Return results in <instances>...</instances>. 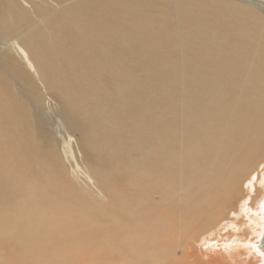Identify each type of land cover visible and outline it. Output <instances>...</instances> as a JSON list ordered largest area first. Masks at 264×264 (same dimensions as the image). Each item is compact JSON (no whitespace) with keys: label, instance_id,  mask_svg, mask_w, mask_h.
<instances>
[{"label":"bare ground","instance_id":"bare-ground-1","mask_svg":"<svg viewBox=\"0 0 264 264\" xmlns=\"http://www.w3.org/2000/svg\"><path fill=\"white\" fill-rule=\"evenodd\" d=\"M150 1L145 0L146 3ZM155 1L154 7H150L152 18L179 22L184 29L185 35L180 38L187 73L183 83H174L175 79L159 69L158 52L155 47L144 41L149 38L148 31L144 27L145 17L122 7L113 17L103 19L87 12L81 18L82 13L79 9L69 12H72L74 19H80L79 23L89 31L94 23L112 30L113 42L106 38L104 41L110 43L115 48V53L124 59L119 65L123 67V71L119 68L118 73L105 75L101 83L93 77L98 70L93 71L84 79L86 83L84 85L83 81L76 76L77 69L74 64L68 68L64 66L61 75L47 68L48 76L44 75L42 84L45 90L59 97L57 101L60 104V121L70 133L73 132L70 138L80 155L92 161L102 160V143L97 140L104 130L102 122L107 116L116 120L120 118V115H124L131 117L128 122H134L141 127L139 133L145 140L138 143V149L153 148L151 152L142 150L146 156L154 158L143 161L146 163L144 167L153 168L163 176L154 184V188L148 185L151 188L147 190L136 186L130 181V176L127 177V187L121 197L132 200L133 204L138 206L137 211L127 212L125 216H114L117 211L123 212L122 205L116 206L113 210L103 208L100 204V208L86 215L77 213L75 217L81 222L97 221L92 224L93 233L83 232L88 242L101 243L102 247L106 248V252L117 251L123 262L120 264H126V261L130 264H198L195 261L196 251L200 252L202 244L205 249H208L206 244L219 231L218 225L222 226V221L229 219L227 214L229 211L231 214L232 206L234 208L233 201L247 199L246 196L240 198L239 188L243 180L248 177L250 166L253 167L251 162H255V159H260L264 155V125L261 130L254 132L253 127L245 124L241 117L250 110L264 112V0H227L225 7L219 3L220 0ZM51 3H56L61 9L68 4L87 6L90 0H51ZM48 8L47 6V13ZM163 9L167 14H164ZM55 12L57 13L58 10ZM42 15V10L39 9L38 17ZM41 26V23L34 24L35 29ZM66 27H71L74 35L76 34V23L64 25L62 29ZM199 27H202L201 30L209 37L200 34ZM32 33L33 29L29 24L26 27V34ZM69 36H72L70 30L64 35L65 41ZM14 39H17V44L25 55V61L29 63L30 69L35 70V74L41 75L39 70H36V65L41 66L43 70L49 65L48 61L51 58H33L29 50L22 47L16 32H7L0 27V51L3 49L6 51V55H1L5 63L7 65L17 63L18 51L14 42L10 44V40ZM174 40V36L167 39V53L171 56L175 54ZM111 45L108 46L113 48ZM215 45H217V55L208 54ZM149 46L154 48V53L149 50ZM137 47L141 53L135 51ZM83 61L89 63L88 55L83 56ZM92 63L94 64L93 59ZM106 66L107 63L97 64V67L104 72H106ZM23 67L25 68V65ZM7 72L14 73L10 67L7 68ZM21 73L22 79H25L23 71ZM144 77H146L145 82L152 84L148 88L138 83V79ZM5 79L7 80L6 77ZM29 82L31 84V80H28L26 84ZM171 83H174L173 88L169 86ZM4 86L7 87V98L0 104V115H9L15 123L18 119L25 117L26 121L21 124L25 127L22 130V136L25 139L26 126L33 122L38 110L29 107L26 109V103L20 99L19 95L8 90L7 82ZM89 87L90 93L94 95L92 102L88 101ZM36 93V89H33V95ZM4 97L5 92H0V98ZM110 100H119V107H114ZM146 112L150 117H144ZM201 114H203L202 121ZM222 115L229 127V129L222 128L223 139L230 148L226 149L222 155V158L226 160L218 163L216 169L220 173L217 176L196 181L195 176L199 166L193 167V164L199 161V156L209 157L212 147H216L214 151L218 152L224 144L222 139L218 140L215 133ZM42 123L43 121L39 119L34 121L37 126ZM1 126L0 124V171L5 174L10 169L4 176L5 183L8 185L9 180L5 178L7 174L16 172L18 168L15 166L16 162L22 157L20 145L22 139L18 132L20 128L18 124L13 126L17 133L14 134L11 131L9 137L1 133ZM201 129L206 130V145L200 143L204 136L200 138L197 135ZM176 132L180 134H175ZM162 134L164 139L171 136L174 141L165 139L171 145V149L161 157L163 148L160 147L159 138L162 139ZM236 136L243 141L244 151L240 155H238L240 147L235 142ZM101 138L110 146L118 143L114 135L103 134ZM42 147L45 148V146ZM12 150L14 151L11 157L9 151ZM46 150L51 155L49 149L46 148ZM250 153L253 155L249 157ZM171 155H177L188 170L179 168L176 163L165 159ZM246 155L251 158L250 161L245 158ZM23 158L25 163L30 160V154H25ZM151 163L153 165L150 166ZM247 164L249 168L245 173L243 166ZM13 184L19 188L16 205L3 209L0 203V241L11 236L17 229L21 211L25 206L38 205L37 196L51 205L53 201L51 194L46 190L45 183L35 173L22 171ZM13 200L10 198L6 202L10 203ZM237 207L235 205L236 213ZM107 211L110 215L105 222H101L102 215L106 216ZM234 213L231 214V225L237 224V214ZM61 214L72 216L68 210H64ZM95 215L98 216L95 217ZM261 218L264 221V218ZM179 221L183 226L178 224ZM247 221L249 224L254 223V221ZM247 221L244 224H248ZM216 224L218 231L214 229L216 231L213 234L210 229ZM66 226L70 227L68 224ZM182 231L195 239L198 236L195 251L192 243H182ZM35 232L36 230L31 231L26 236H32ZM255 236L253 237L256 238ZM118 239L121 241L117 242ZM241 240V243L233 241L232 245L228 243L226 250L229 249V251L226 253L222 251L217 253L219 248L212 250L209 248V251H212L210 264H264V258L261 256L264 249L259 248L260 242L256 245L252 238ZM142 243H147V246L145 247ZM177 243L178 247L174 246ZM180 244L183 248L177 252V249L181 247ZM56 249L61 257L59 247ZM256 255L261 257L257 258ZM47 262V259H40L33 264ZM62 263L61 259L59 264ZM199 264L209 263L203 260Z\"/></svg>","mask_w":264,"mask_h":264},{"label":"rangeland","instance_id":"rangeland-1","mask_svg":"<svg viewBox=\"0 0 264 264\" xmlns=\"http://www.w3.org/2000/svg\"><path fill=\"white\" fill-rule=\"evenodd\" d=\"M171 2H173V0H171ZM226 2L227 0H220L219 3L225 7ZM155 4V0H151L148 3H146L145 0H90L87 6L68 4L59 9V6L56 3H51V0H0V27L4 28L7 32H16L22 47L27 48L33 58H51L48 61L49 65L44 67L43 70L40 68L41 66L39 67V65H36V70H39L41 73V75H37L34 73L35 70L32 71L28 65L29 63L25 61V55L22 54L17 44V39L13 41L10 40V44L14 42L18 51L19 57H16L17 63L7 65L3 56H1L6 55V51L5 49L0 51V92H5V97L3 99L0 98V104L7 98V87L4 86L7 82L9 85L8 90L19 95L20 99L26 103V109L29 107L30 109L38 110L33 122L26 126L25 139H23L22 136V130L25 127L21 125L26 121L25 117L18 119L17 123H15L9 115H0V124L2 125L1 133L8 137L11 131L16 134L17 130H15L13 126L14 124H18L20 126L18 132L22 139L20 144L22 157L16 162L15 166L18 167L16 172L14 174H7L5 179L9 180L8 185L5 183L4 176L10 169L5 174H3V171H0V203L3 209H9L16 205L19 188L15 186L13 182L22 171L25 173H35L40 180L45 183L46 190L51 194L53 199L51 205L42 197L37 196L36 201L38 205L32 207L25 206L22 209L17 229L11 236L3 238L0 241V264H33L34 261L40 259H47L48 262L45 264H59L61 263V259L63 260L62 264H71L72 262H75V264L123 263L117 251L113 253L106 252V248L102 247L101 243L88 242L83 232L86 234L93 233L92 224L97 221L93 220L92 222L84 223L75 217V215L77 213L86 215L100 208V204L103 208H112L113 210H115L116 206L122 205L123 212L117 211L114 216H125L127 212L132 213V210L137 211L138 206L134 205L132 200L122 198L121 195H124L126 190L128 176H130L131 182H134L136 186L143 190L151 188L148 187V185L153 187L156 182H159L163 178L162 173H159L157 170L144 167L146 163H143V161L153 160L154 158H149L142 150L151 152L153 148L138 149V143L143 142L145 139L139 133L141 127L134 122H128L131 117L120 115L119 119L113 120L110 116H107L102 122L104 130L97 137V140L102 143V160L92 161L80 155L73 140L70 138L73 132L70 133L63 122L60 121V104L57 101L59 97L54 96L49 90H45L42 80L44 75H46V77L48 76L47 68L53 69L54 73L61 75L64 66L68 68L73 64L77 69L76 76L83 81L84 85H86L84 79L93 71L98 70V73L93 77L100 83L105 75L116 74L119 72V68L123 71V67H119V65L124 59L115 53V48L110 43L104 41V38H106L113 42L112 30L101 24L94 23L91 25L89 31L88 28H84L79 23L80 19H74L72 12L69 11L79 9L82 13L81 18H83L87 12L88 14H95L99 19H103L113 17L117 10L126 7L129 11L145 17L144 27L148 31L149 38L144 41L155 47L158 52L159 69L168 73L175 79L174 83H183V79L187 74L180 43V38L185 35L184 29L179 22L152 18L150 7H154ZM47 6L50 8H48V13L46 9ZM39 9L42 10V17H38ZM57 10L58 12L56 13L55 11ZM164 14L167 13L164 12ZM72 22L77 25L75 35L71 27L62 29V26L70 25ZM35 23H41V28L35 29ZM29 24L33 29L31 35L26 34V27ZM44 25L46 27H44ZM201 29L202 27H199L200 34L209 37V35ZM69 30L72 36H69L65 41L64 35ZM170 36L175 37L173 41L175 54L172 56L167 53V39ZM108 45H111L113 48H110ZM152 46L148 48L154 53V48ZM216 47L217 45H215L208 54L216 56ZM135 51L141 53L138 47ZM77 54L88 55L89 63L83 61L84 55L77 57ZM92 59L94 64L92 63ZM98 63H107L106 72L97 67ZM23 65H25V68ZM8 67H10L11 71H14V73H8ZM226 68L229 67L226 66ZM22 71L25 79L21 77ZM28 80H31V84L30 82L26 84ZM145 80L146 77L139 78L138 83L145 88L152 85L145 82ZM174 83H171L169 86L173 88ZM33 89H36V95H33ZM88 92L90 96L88 101L92 102L94 95L90 93V87L88 88ZM110 103L116 108L120 105L119 100H110ZM146 116L150 117L148 112L144 114V117ZM200 116V120L202 121L203 114ZM241 117L245 124L253 127L254 132L261 130L264 125V112L262 111L250 110L242 114ZM36 119L43 121L42 125H35L34 121ZM224 124L226 125L224 126ZM222 128L229 129L223 115L220 119V123L215 128V133L218 140L222 139L224 144L220 147L218 152L214 151L216 147H212V152L209 157L199 156V161L193 164V167L199 166L195 176L196 181H200L204 178L207 179L209 176L215 177L220 173L216 169L217 165L219 162H224L226 160L222 158V155L226 149H230L223 139ZM103 134L114 135L118 139V143L114 146H110L107 142L102 140L101 136ZM175 134H180V132H176ZM197 135L200 138L204 136L203 141L201 140L200 143L206 145V130H199ZM161 136L162 139H159L161 141L160 147L163 148L161 151L162 157L171 149V145L166 140L173 139L171 136H167L165 140L163 134ZM158 137L160 136L158 135ZM235 142H237L238 147H240V152L238 153V155H240L244 151L243 141L239 136H236ZM39 144L45 146V148L43 149ZM46 148L49 149L50 154L53 156L48 154ZM13 151L14 150L9 151L11 157L13 156ZM25 154H30V160L24 163L23 157ZM248 155L250 157L253 153ZM248 155H246L245 158L249 160L251 158L247 157ZM165 159L176 163L179 168L188 170L177 155H171ZM263 160L264 155H262L260 159H255V162H251L254 168L252 166L249 168V164L243 166V168H245V173H247L246 169L248 168L250 172L248 173V177L243 180L238 193L240 194V198L246 196L247 199L243 197V200L242 198L235 199L234 201L232 200L234 208L233 206L231 208V214H233L235 212V205L236 207L238 205V212L234 213L237 214V224H230L232 215L229 214V211L227 215H229L230 220H223L222 226L218 225L219 231L216 229L217 224L210 229V232L213 234H215L214 232L216 230L218 232H216L217 234L214 235L212 240L209 239V242H206L208 249H205V246L203 247L201 243L202 248L200 252L196 251L195 256V261L198 264L203 260H205L206 263H211L210 254H212V251H209V248L210 250L219 248L217 253H219L218 251L226 253L229 251V249L226 250V245L228 243H231V245L235 242L241 243V239L244 238H252L256 245L260 242L261 233H264V221H262L263 219L261 218H264ZM153 163H151L150 166L153 165ZM254 175L255 177H253ZM10 198L14 200L7 203L6 200ZM195 200H197V198H195ZM247 202H251L252 204ZM107 203H110V205H106ZM254 208L257 209L254 210ZM64 210H68L72 216L62 215L61 213ZM109 215V212L106 216L102 215L103 218H101V222H105ZM249 215L250 217H248ZM96 216L98 215H95V217ZM186 220L187 219H185V221ZM247 220H250V222L254 221L253 224L250 223L254 228ZM246 221L248 224H244ZM67 224L70 225V227H67ZM178 224L183 226L180 221ZM176 229L178 231V227H176ZM34 230H36V232L32 236H26L27 233ZM257 234L260 236L256 237L255 235ZM181 235L182 243H192L195 251L196 245L198 244L195 242L198 236L195 239L190 234L187 236L184 231H182ZM120 241V239L117 240V242ZM232 241L234 243H232ZM142 244L145 247L147 246V243ZM174 246L178 247V243ZM180 246L177 252H180L183 248V245L180 244ZM56 247H59L61 257H59ZM261 256L264 258V253L261 254ZM261 256L256 255L257 258ZM213 257L212 255V258ZM125 261L124 263L127 262L126 264H130L128 261Z\"/></svg>","mask_w":264,"mask_h":264},{"label":"water","instance_id":"water-1","mask_svg":"<svg viewBox=\"0 0 264 264\" xmlns=\"http://www.w3.org/2000/svg\"><path fill=\"white\" fill-rule=\"evenodd\" d=\"M259 248L264 249V234L261 236Z\"/></svg>","mask_w":264,"mask_h":264}]
</instances>
